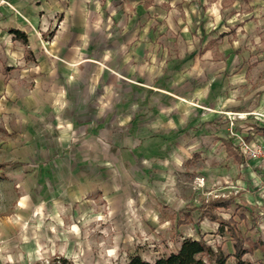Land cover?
Here are the masks:
<instances>
[{
	"label": "crops",
	"instance_id": "crops-1",
	"mask_svg": "<svg viewBox=\"0 0 264 264\" xmlns=\"http://www.w3.org/2000/svg\"><path fill=\"white\" fill-rule=\"evenodd\" d=\"M145 11L144 0H0V151H11L0 161H17L5 167L15 183L28 164L37 183L34 200L16 195L0 217V241L13 245L22 217L39 221L43 208L77 204L83 216L89 198L130 229L132 214H157L177 189L170 168L192 157L214 117L198 118L183 96L186 61L167 59Z\"/></svg>",
	"mask_w": 264,
	"mask_h": 264
},
{
	"label": "rangeland",
	"instance_id": "rangeland-1",
	"mask_svg": "<svg viewBox=\"0 0 264 264\" xmlns=\"http://www.w3.org/2000/svg\"><path fill=\"white\" fill-rule=\"evenodd\" d=\"M144 5L142 19L149 18L153 31L164 33L160 42L169 48L167 59L186 61L183 96L195 103L198 118L200 111L202 117L204 112L214 117L197 135L192 157L170 168L177 189L170 186L158 198L157 214H132L137 222L129 220L130 229L102 198H89L83 216L77 215V204L53 215L43 208L39 221L21 216L24 226H15L13 245L0 241V264H50L56 255L75 264H126L135 254L152 261L176 251L184 238L200 236L232 254L230 233L201 215L205 204L218 197H235L234 204L215 212L234 217L246 248L264 240V135L257 131L264 127V0H144ZM0 153L1 160L11 155L7 147ZM21 165L16 183L10 179L12 167L0 172V217L11 215L19 203L16 195L35 199L37 183L23 171L28 164ZM244 257L264 263V245Z\"/></svg>",
	"mask_w": 264,
	"mask_h": 264
},
{
	"label": "trees",
	"instance_id": "trees-1",
	"mask_svg": "<svg viewBox=\"0 0 264 264\" xmlns=\"http://www.w3.org/2000/svg\"><path fill=\"white\" fill-rule=\"evenodd\" d=\"M18 35L22 33L18 30H14ZM264 134V127L258 129ZM16 161L0 162V169L6 165L14 164ZM234 203V199L231 198H218L205 204L202 211V217H210L213 221L219 222V231L224 233L226 230L230 233L231 238L234 241V253H226L221 247L214 249L208 244L203 236L194 238L186 237L182 240L180 247L169 254L162 255L156 259L150 261L143 258L140 254L132 255L126 264H230L229 258L233 257V263L231 264H257L247 258L245 254L256 249L258 246L264 245V240L255 241V246L252 249H248L244 246V241L238 229V223L234 217L228 219L217 215L215 210L218 207H230ZM50 264H75L72 259L64 255H56L50 261ZM264 264V263H262Z\"/></svg>",
	"mask_w": 264,
	"mask_h": 264
}]
</instances>
